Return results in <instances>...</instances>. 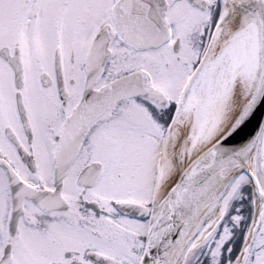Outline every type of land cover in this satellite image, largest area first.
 Returning <instances> with one entry per match:
<instances>
[{
    "label": "snow or ice",
    "instance_id": "6c2138e0",
    "mask_svg": "<svg viewBox=\"0 0 264 264\" xmlns=\"http://www.w3.org/2000/svg\"><path fill=\"white\" fill-rule=\"evenodd\" d=\"M0 264H264V0H0Z\"/></svg>",
    "mask_w": 264,
    "mask_h": 264
}]
</instances>
